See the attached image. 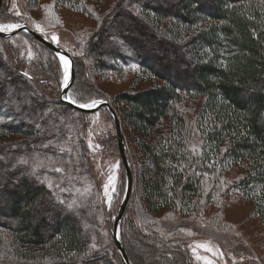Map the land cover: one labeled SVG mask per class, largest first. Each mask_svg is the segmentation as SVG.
Here are the masks:
<instances>
[{
	"label": "trees",
	"instance_id": "16d2710c",
	"mask_svg": "<svg viewBox=\"0 0 264 264\" xmlns=\"http://www.w3.org/2000/svg\"><path fill=\"white\" fill-rule=\"evenodd\" d=\"M59 1L75 6L72 0ZM3 9L2 3L0 15ZM81 9L90 12L85 4ZM9 39L0 36V66L11 61L9 74L16 79L0 80V115L4 106L20 123L0 122V140H29L13 149L0 145V181L14 182L6 193L8 203H0V264H124L110 217L115 262L108 250L103 256L90 249L98 233L94 224L101 209L94 202L100 191L91 183L77 185L76 178L85 179L90 172L89 149L82 131L78 134L82 123L62 117L89 114L60 100L57 54L32 38L47 52L24 63L10 46L15 55L6 56ZM86 45L92 71H115L135 62L160 81L109 100L119 116L132 169V194L119 225L131 263L193 264L188 244L178 251L176 241L161 235L166 224L177 233L174 222L150 213L165 208L188 215L200 211V198L205 204L213 197L205 185L215 186L233 165L245 167L235 189L253 203L264 228V0H117ZM79 63L74 60L75 72ZM187 97L203 99L194 126H188L177 107ZM106 112L113 124L106 141L122 163L116 126ZM193 135L200 140L198 154L187 146ZM31 143L39 147L45 165L32 164L31 153L38 150ZM4 158L11 162L9 169H1ZM123 177L126 182L124 167ZM42 208L51 213L43 214ZM129 215L135 224L128 231ZM130 233L148 250L146 260L134 255Z\"/></svg>",
	"mask_w": 264,
	"mask_h": 264
},
{
	"label": "rangeland",
	"instance_id": "374dc122",
	"mask_svg": "<svg viewBox=\"0 0 264 264\" xmlns=\"http://www.w3.org/2000/svg\"><path fill=\"white\" fill-rule=\"evenodd\" d=\"M72 1L75 6L68 7L59 0H40L37 1V4L32 3L31 0H2L4 9L0 15V24H25L67 50L74 60L77 59L80 62L76 67L74 85L72 84L70 89L71 100L74 97L81 99L78 104L90 103L92 100L109 102V100H114L119 93L139 91L160 84L157 78L144 73L135 62H131L128 65L120 64L122 65H119L120 69L115 71L107 70L101 73L96 72L95 69L92 71L91 61L85 57L86 43L94 36L95 31L100 28L104 16L113 8L117 0ZM81 2L83 4H80ZM84 4L88 6L90 12H80ZM53 35L56 36L55 40ZM8 44H4L6 56L15 55L9 52L7 47L10 46L11 49L16 50V55L19 54L20 59L22 58L24 63H28V60L31 61L39 55L43 57L47 52L42 48L41 44L24 32L11 37ZM60 57L57 55L58 62L56 64L59 74H61V87L63 89L65 85V66L64 61ZM36 59L38 58L34 60ZM65 60L68 61L67 58ZM6 62L5 64L3 62L0 66L2 68L0 80L14 82L16 76L14 73L9 74L10 68H8L11 65V61L7 60ZM67 76L69 80V61ZM37 97L36 100L39 101L41 97ZM202 103V98L187 97L177 106L185 116L188 126H194L195 117ZM48 104H50L49 101L45 105L51 109L53 106ZM62 117H65L68 121L76 119L82 123L80 131L76 132L80 134L82 131L83 141H86V146L89 149L90 172H88V176L85 179L77 177V185L91 183L96 185L100 191L99 201L95 197L94 202L101 209L95 216L94 228H96L95 231L97 230L98 233L94 235L90 249L95 254L103 256H107L106 250H108L109 260L114 263L116 253L108 231V223H110L108 218L110 217V221L116 218L115 214H117L125 193V181L120 158L114 152H111L112 150L108 143L110 139H108L109 136L107 135L113 133L112 121L109 119L106 109L89 114L88 117L74 116L71 119H68L70 116L67 115ZM19 119L20 117L17 114L13 116V114L6 112V108L3 106L0 122L13 121L19 125ZM126 136L130 149L133 150L132 132L128 131ZM70 137L73 138L72 136ZM191 138L187 146L189 145L190 150L198 154L200 140L197 135H193ZM24 140H29V137L10 136L5 140H0V145L8 144L7 146L11 148H17ZM64 143L65 141L60 144L63 145ZM30 145L35 146L36 144L31 143ZM35 147L38 151L31 153L34 161L32 164L40 167L45 165L44 158L43 154L39 152V147ZM1 148L4 150V146ZM26 156L28 158L30 154ZM2 163L1 169L4 166L9 169L11 162L8 158L2 159ZM244 169L245 167L242 164L233 165L219 176L215 186L211 184L205 185L208 189L207 191L213 194L212 201L204 204V197L200 198L203 209L193 212V215H188L186 214L187 212L177 214V212L169 211L170 209L168 208L150 213V216L155 219L160 218L167 223L174 222V227H176L174 229L178 230V232H173V229L166 224L167 228L161 229V235H167L163 237L165 240L176 241L177 248L179 246L178 251L188 244V253L193 259V264H264V228L262 221L255 214L253 203L235 189V185L244 175ZM56 171L60 172V167ZM47 180L53 179L48 177ZM5 182L0 181V203H8L6 193L14 185L12 181ZM70 184L71 188H73L74 181L71 180ZM42 209L43 214L51 213V208ZM125 221L128 231L134 227L135 223H133L131 215L126 217ZM186 232L188 234L187 238L183 235ZM134 234L130 233L129 235V242L134 255L139 254L146 260L149 252L134 237ZM177 234L182 235L185 239L178 238L180 236L176 237ZM174 238L177 239L174 240ZM157 251L160 253L159 250ZM138 264L149 263L139 262Z\"/></svg>",
	"mask_w": 264,
	"mask_h": 264
},
{
	"label": "water",
	"instance_id": "95a60500",
	"mask_svg": "<svg viewBox=\"0 0 264 264\" xmlns=\"http://www.w3.org/2000/svg\"><path fill=\"white\" fill-rule=\"evenodd\" d=\"M2 7V0H0V9ZM21 32L29 34L33 39L39 41L40 43L44 44L46 47H48L51 51H53L55 54L59 56H63L64 58H67L70 63V78L67 81V83L64 85L60 100L64 103L69 104L72 108L75 110H78L80 112L88 113V114H94L97 113L101 108H106L110 115L112 116L116 131H117V137H118V144H119V152L122 159V164L125 170V193L122 199V202L118 208L116 218L114 220V226H113V236L117 245V248L122 256V260L124 264H132L129 260L125 247L122 244L120 238H119V225L122 220V217L124 216V213L126 211L128 202L130 200L131 194H132V169L131 165L127 156V148L125 143V138L123 134V129L121 126V122L119 119V116L117 112L114 110V108L111 106V104L108 101H102L97 102L94 107L90 108H84L80 107L81 104L74 103L73 100L70 98V89L72 87V84L74 82L75 78V65L74 60L71 57L70 53L65 50L64 48L60 47L58 44H56L53 41H50L43 35H41L39 32L33 30L32 28L28 27L27 25H21L20 28H15L10 31H0V36L3 38H11Z\"/></svg>",
	"mask_w": 264,
	"mask_h": 264
},
{
	"label": "snow or ice",
	"instance_id": "6c2138e0",
	"mask_svg": "<svg viewBox=\"0 0 264 264\" xmlns=\"http://www.w3.org/2000/svg\"><path fill=\"white\" fill-rule=\"evenodd\" d=\"M20 27H21V25H19V24H0V31H10L12 29L20 28ZM53 39L54 40L56 39L55 35H53ZM60 59L64 61V66H65L64 82L66 84L68 81V76H67L68 61L65 60V58L63 56H61ZM73 102L75 103V101H73ZM96 103L97 102L95 100H92L90 103L81 104L80 107L90 108V107H94Z\"/></svg>",
	"mask_w": 264,
	"mask_h": 264
},
{
	"label": "bare ground",
	"instance_id": "6f19581e",
	"mask_svg": "<svg viewBox=\"0 0 264 264\" xmlns=\"http://www.w3.org/2000/svg\"><path fill=\"white\" fill-rule=\"evenodd\" d=\"M17 35H19V34H17Z\"/></svg>",
	"mask_w": 264,
	"mask_h": 264
}]
</instances>
